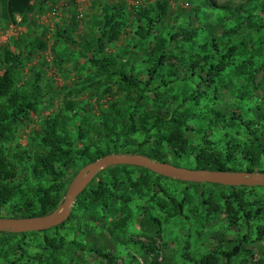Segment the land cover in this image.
<instances>
[{
  "label": "trees",
  "instance_id": "trees-1",
  "mask_svg": "<svg viewBox=\"0 0 264 264\" xmlns=\"http://www.w3.org/2000/svg\"><path fill=\"white\" fill-rule=\"evenodd\" d=\"M37 1L40 3L41 0H0V22L14 24L17 17L29 19ZM234 5L218 8L210 0H201L197 8L185 10L184 14L175 17L170 30L165 25L170 14L168 4L157 2L147 8L136 9L139 25L131 36L132 46H127L118 55L107 57L104 56L107 49L118 44L125 33L128 13L124 2L113 7L103 6L102 18L93 28L98 34L83 44L68 38L67 32L58 29L54 35L58 43L70 47L78 45L88 64L97 71L95 80L99 81L95 84L87 82L89 87H99L102 80H107L108 88L104 94L117 89L118 93L135 95L137 103L125 109L117 104L112 107L116 122L118 118L128 121L122 134L113 127V116L108 112L104 114L103 131L115 139L113 144L107 140L104 147L86 145L81 129L78 139H73L67 128L70 119L64 114L46 119L40 137L43 148L48 151L31 167L30 178L36 185L35 190L28 183L20 182L5 144L14 138L16 125L28 119L40 104L41 76L36 75L35 80L32 78L19 86L20 70L24 67L22 54L9 49L2 52L0 214L6 211L9 217L19 220L52 214L64 201L72 168L79 162L88 166L110 155H142L155 162L200 173H244L242 168L245 165L259 170L264 161V116L260 113L261 108L246 109L243 104L257 96L262 87L256 84V80L264 71V0H248L244 5ZM183 17H186V23H181ZM152 44L154 46L144 52ZM44 48L46 45L41 44L40 49ZM138 54H145V69L136 71L134 67L128 71L123 62H129V58ZM178 86L181 90L176 89ZM148 107L153 111L148 113ZM202 109L206 111L209 132L203 127H193L197 121H203ZM250 113H254V117ZM214 129L227 132L223 144L211 140L210 133ZM137 134L143 136V141L134 149L118 148L123 136ZM182 162L187 165H182ZM259 173L264 174V171ZM161 180L171 179L142 168H106L77 198L71 216L61 226L40 233L0 232L7 236L0 238V258L4 264H21L25 260L30 264H51L44 261L45 254L52 252L59 259L67 246L64 238H58L59 231L71 226L74 235H84L87 222L99 227L108 225L105 240L115 241L134 219L131 208L133 196L141 200L149 197L141 215L144 221L149 219L152 222L156 228L155 235H160L163 221L154 217L152 211L158 209L164 214L165 224L176 218L190 221L185 215L189 204L187 199L180 201L172 196ZM173 181L187 188L202 189L201 199L204 191L211 187L209 184ZM215 187L232 190L229 194L222 192L220 195L226 206L224 214L230 222L243 220L250 227L251 223L264 216V202L246 201V190L250 188ZM241 214L242 217L239 216ZM192 217L199 218L194 213ZM258 234L264 237V227L258 228ZM249 238L246 236L244 240L232 243L228 252H221L225 264H232L242 255ZM71 244L76 247V243ZM139 244L146 250V244ZM76 250L78 253L87 249L77 246ZM147 250L149 254L156 253L151 243ZM91 251L104 256L102 249ZM200 264H218V259L210 256Z\"/></svg>",
  "mask_w": 264,
  "mask_h": 264
},
{
  "label": "rangeland",
  "instance_id": "rangeland-1",
  "mask_svg": "<svg viewBox=\"0 0 264 264\" xmlns=\"http://www.w3.org/2000/svg\"><path fill=\"white\" fill-rule=\"evenodd\" d=\"M247 1L210 0V3L221 8L232 4H235L234 7L244 5ZM120 2L125 4L128 23L119 43L109 47L105 57L118 55L127 46H132L131 36L139 25L136 9L147 8L157 2L168 4L170 14L165 25L170 30L175 17L184 14L185 10L197 8L201 0H41L40 3L39 1L34 3V12L29 19L17 17L14 24L0 22V63L1 53L7 49L16 54H22L24 67L20 70L19 86H23L32 78L35 80L36 75L41 76L38 91L40 104L35 107L28 119H24L16 125L14 138L5 144L7 155L16 166L20 182L28 183L32 190L36 188L30 178L32 164L48 151L43 148L40 137L42 125L46 119H54L57 114H64L70 119L67 127L70 136L75 140L78 139V132L81 129L85 135L84 143L94 147L106 146L107 140L112 144L115 142L111 134L103 131L105 113L108 112L113 116L112 119H115L113 127L117 132L122 134L123 128L128 126L127 120L118 118L116 122L117 116L112 113V107L116 104L124 109L133 107L137 103L136 96L118 93L117 89H114L110 94H104L103 92L108 88L107 80H102L99 87H89L87 82L95 84L99 81L95 80L97 71L88 64L78 45L70 47L60 44L54 37L55 32L59 29L63 33L67 32L68 38L77 43L83 44L89 41L92 36L98 34L93 28L95 23L102 18L103 6L113 7ZM181 23H186V17L182 18ZM41 44H45L46 48L40 49ZM153 46L154 44L147 46L144 52H148L149 48ZM145 58V54H138L136 57L129 58V62L124 61L123 64L128 71L134 67L136 71H143ZM256 84L262 86L257 93L258 97L252 96V99L242 104L246 109L261 108L260 113L264 116V71L258 75ZM83 88H87V90L83 91ZM176 89L181 90V86ZM234 101L237 102L236 99ZM139 109L141 110V107ZM147 110L148 113L153 111L151 107H148ZM201 111L203 121H197L193 127H203V130L209 132L210 125L205 119L206 111L204 109ZM254 115V113H250L251 117ZM210 134L212 141L223 144L224 135L227 132L222 129H214ZM142 141L141 134L123 136L118 148L129 151ZM182 165L187 164L182 162ZM85 167L87 166L79 162L76 167L72 168L70 181L66 184L65 197L72 182ZM242 169L244 173L260 174L259 172L264 171V161H262V167L259 170L248 165ZM161 183L172 196L180 201L184 198L187 199L189 204L185 215L190 218V221L185 218H176L165 224L166 216L157 209L152 211V214L163 222L160 235H155L156 228L152 222L149 219L144 221L141 215L142 208L146 207L150 200L149 197L141 200L133 196L131 208L134 219L123 232L117 235L115 241L105 240V231L108 227L106 224H101L99 227L87 222L85 234L79 236L74 235L70 230L71 226H68L58 233V238H64L67 241L62 256L58 259L55 254L50 252L45 254L44 261L51 264H153L155 261L157 264H195V262L200 264L202 260L214 256L218 259V264H225V259L220 255L221 252H228L232 243L250 236L242 255L235 258L232 264H264V237L258 234V228L264 227V216L251 223L250 227L243 220L230 222L224 214L226 206L221 201L220 195L222 192L231 193V189L209 184L211 187L204 191L205 195L201 199L202 189L192 186L187 188L183 184L174 182L173 179L161 180ZM186 191L187 194H185ZM246 193L247 202H264V187L250 188L246 190ZM204 201H207L206 205H204ZM192 212L199 218L194 219ZM239 216L242 217V214ZM0 217L13 219L6 211L1 212ZM1 236L7 237L0 234V238H2ZM71 243H76V247H85L87 250L77 253L76 247ZM139 243L146 244V250L142 249V245ZM150 243L155 249V254H149L150 252L147 250ZM94 248L104 250V256L91 251ZM0 264H4L1 258ZM21 264H30V262L25 260Z\"/></svg>",
  "mask_w": 264,
  "mask_h": 264
},
{
  "label": "water",
  "instance_id": "water-1",
  "mask_svg": "<svg viewBox=\"0 0 264 264\" xmlns=\"http://www.w3.org/2000/svg\"><path fill=\"white\" fill-rule=\"evenodd\" d=\"M129 166L149 170L151 173L186 183L211 184L225 187H264V174L255 173H200L159 163L142 155H110L85 167L72 182L62 205L52 214L36 219H2L0 232L28 234L45 232L61 226L71 216L77 198L89 187L94 178L104 169Z\"/></svg>",
  "mask_w": 264,
  "mask_h": 264
},
{
  "label": "built area",
  "instance_id": "built-area-1",
  "mask_svg": "<svg viewBox=\"0 0 264 264\" xmlns=\"http://www.w3.org/2000/svg\"><path fill=\"white\" fill-rule=\"evenodd\" d=\"M82 17V16H81Z\"/></svg>",
  "mask_w": 264,
  "mask_h": 264
}]
</instances>
